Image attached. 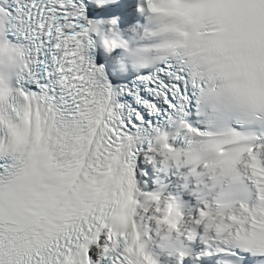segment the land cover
<instances>
[{
	"label": "snow or ice",
	"instance_id": "6c2138e0",
	"mask_svg": "<svg viewBox=\"0 0 264 264\" xmlns=\"http://www.w3.org/2000/svg\"><path fill=\"white\" fill-rule=\"evenodd\" d=\"M0 264H264V0H0Z\"/></svg>",
	"mask_w": 264,
	"mask_h": 264
}]
</instances>
